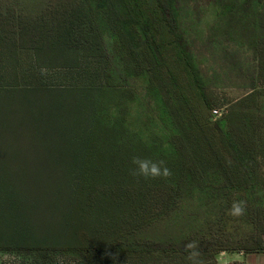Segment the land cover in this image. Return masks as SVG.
<instances>
[{"label":"trees","instance_id":"16d2710c","mask_svg":"<svg viewBox=\"0 0 264 264\" xmlns=\"http://www.w3.org/2000/svg\"><path fill=\"white\" fill-rule=\"evenodd\" d=\"M183 1L0 0V89L14 90L0 128L2 149L37 132L46 149L50 139L69 150L97 149L104 134L126 121L131 101L139 102L136 82L145 98L144 134L106 171L98 175L88 167L78 179L85 181L78 191L87 196L89 187L98 202L117 208L107 231L72 220L71 238L55 244L13 230L0 234V254L31 264H55L61 256L73 257V264H219L220 253H264V0H211L220 9L210 28L219 31L220 21L240 24L226 35L247 38L241 45L251 53V71L237 74L244 93L225 105L213 99L207 76L186 52L179 29ZM23 14L42 15L38 20L50 31L86 34L3 37L29 25ZM101 38H112V53ZM54 75L60 78L51 84ZM216 105L225 110L212 120ZM88 128L96 138H81ZM133 156L165 161L171 176H132ZM241 201L244 213L230 215ZM189 243L196 247L186 248ZM193 251L198 255L191 257Z\"/></svg>","mask_w":264,"mask_h":264},{"label":"rangeland","instance_id":"374dc122","mask_svg":"<svg viewBox=\"0 0 264 264\" xmlns=\"http://www.w3.org/2000/svg\"><path fill=\"white\" fill-rule=\"evenodd\" d=\"M219 9L220 7L211 0H184L179 12V29L183 35L186 52L194 56L198 69L208 78L213 99L216 98L225 105L244 93L241 88L242 83L236 82V80L242 81L237 74L242 70L251 71L252 66L251 53L241 45V42L248 39L229 37L241 27L240 24L234 22L230 26L220 21V33L210 28L214 23L213 17ZM101 40L112 53V38H101ZM228 61L231 63L228 64ZM59 78L60 76L54 75L51 79L53 83H50L55 84ZM135 86L132 91L138 96L139 102L131 101L126 121L120 125L117 132L104 134L101 137L104 142L97 149L81 147V149L69 150L55 145L56 142L50 139V147L46 154L39 156L31 154V151H23L21 155L28 161L21 164L15 159L18 158L14 155L17 154L16 152L1 148L0 234H10L13 230H17L33 233L41 240H48L49 243L65 244L68 242L65 238L70 239L72 236L67 226L72 220L83 222L92 232L107 231L106 221L110 220L107 217L112 215L117 218V212L113 213L117 208L98 202L93 196L94 191H90L89 187H87V196L82 191H78L79 186L84 184L80 182L83 181L82 179H78L85 177V173L89 172L88 167L99 169L98 175L106 171L115 162L121 150L144 134L145 98L137 82ZM12 95L13 93L11 94L8 89L0 91V98H5L4 104L0 106V125ZM213 109L221 114L225 107L216 105L211 108ZM211 110L212 120L220 116H215ZM43 126L45 125H40V129ZM89 130L91 129L88 128L81 133L82 139L96 138L97 135ZM58 141L64 142L59 139ZM20 146L30 147L27 138H20ZM116 166H121V163H117ZM120 180H123L124 184H129L124 179ZM105 198L106 201L113 200L108 195H105ZM229 257L230 254H219L216 260L222 264ZM74 260L71 256H61L55 264H73ZM26 261L28 260L17 254H0V264H31Z\"/></svg>","mask_w":264,"mask_h":264},{"label":"crops","instance_id":"0c3cea01","mask_svg":"<svg viewBox=\"0 0 264 264\" xmlns=\"http://www.w3.org/2000/svg\"><path fill=\"white\" fill-rule=\"evenodd\" d=\"M40 9L41 10L43 9L42 4H40ZM13 10L17 11V9H13ZM36 10L34 9L33 11H36ZM16 15H18V14H15V16ZM21 16H22L23 21L29 25L26 27L20 26V28L22 30L19 34H17V33L13 34L12 33V34H9L8 36H3V37H6V38H68V37H70V35L77 37V36H82L83 34H86V33H83L81 31H78V30H76L74 33L72 32V34H70V35H66L65 33H62V32L59 33L57 31H50L49 25L47 23L43 24V21L39 22L38 17H40L42 20L43 19L42 15H40V16L34 15L33 17H27L25 14H23ZM44 19L47 21L48 17L44 16ZM71 30L74 31V25L73 24L71 25ZM7 89H8V91L10 90L11 94L13 93V95H12V97H13L14 96V90L10 87L0 89V91H2V90L4 91ZM12 97H10L9 105L4 112L3 121L0 125V127L3 125V122L5 121V118L7 116V113L10 110ZM4 101H5V98H0V106H2L4 104ZM40 125H42V123H40ZM16 137L19 139L20 138L39 139V141H36L35 143L30 142V147L20 146V143H19L16 147H11L9 149L12 152L17 153V154H14L15 156H18V158H15L17 162L23 164V163H26L28 161L27 158H25L23 155H21V153L23 151H31L32 152L31 154H37L39 156H41V154L43 155V154L47 153V149L43 148V141H42L43 140V133L42 132L30 133L29 136H25V134H23V135H19ZM1 148L2 147L0 146V151H1ZM220 254L223 255V254H227V253H220ZM233 261H240L243 264H264V253H251V254L231 253L230 257L227 258L226 261H224L222 264H227V263H230Z\"/></svg>","mask_w":264,"mask_h":264},{"label":"clouds","instance_id":"9594fccd","mask_svg":"<svg viewBox=\"0 0 264 264\" xmlns=\"http://www.w3.org/2000/svg\"><path fill=\"white\" fill-rule=\"evenodd\" d=\"M43 72V70H42ZM131 163L136 167L130 170V174L134 177L142 178L144 180L167 178L171 176V171L165 166V161H154L147 157L133 156ZM243 202H234L229 210V214L233 216H239L244 213ZM195 243H189L186 245L188 249H194ZM198 255V252L193 251L191 257Z\"/></svg>","mask_w":264,"mask_h":264},{"label":"built area","instance_id":"2783aa9c","mask_svg":"<svg viewBox=\"0 0 264 264\" xmlns=\"http://www.w3.org/2000/svg\"><path fill=\"white\" fill-rule=\"evenodd\" d=\"M211 111H212V113H213L215 116L220 115L219 111L216 110V109H213V110H211Z\"/></svg>","mask_w":264,"mask_h":264}]
</instances>
